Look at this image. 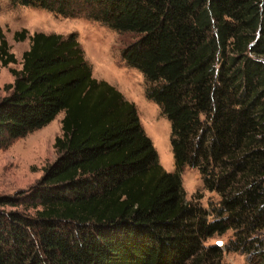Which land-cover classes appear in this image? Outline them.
I'll list each match as a JSON object with an SVG mask.
<instances>
[{
    "label": "trees",
    "instance_id": "16d2710c",
    "mask_svg": "<svg viewBox=\"0 0 264 264\" xmlns=\"http://www.w3.org/2000/svg\"><path fill=\"white\" fill-rule=\"evenodd\" d=\"M10 1L133 35L122 58L170 123L175 170L75 33L14 31L29 47L0 99V148L63 117L55 160L0 195V264H221L209 240L227 232L224 250L264 264V0ZM15 62L0 28V66ZM186 166L217 200L185 198Z\"/></svg>",
    "mask_w": 264,
    "mask_h": 264
},
{
    "label": "rangeland",
    "instance_id": "374dc122",
    "mask_svg": "<svg viewBox=\"0 0 264 264\" xmlns=\"http://www.w3.org/2000/svg\"><path fill=\"white\" fill-rule=\"evenodd\" d=\"M0 28L16 57L15 63L0 66V99L7 94L4 86L13 82L11 68H21L22 53L29 47V39L15 41L14 31L25 28L27 35L42 31L68 36L75 33L91 66L92 76L112 84L125 99L134 103L140 123L151 139L161 166L169 172L175 170L170 146V123L161 108L145 94V80L136 68L128 66L122 58L123 47L133 40L131 33H120L100 22L84 17H64L37 6H24L10 0H0ZM63 111L43 127L13 140L0 148V195L27 190L42 176L45 166L51 164L57 154L55 137L61 134ZM185 198H197L202 206L217 200V194L203 188L199 171L186 166L181 172ZM231 237L227 232L210 242L223 248L221 264H253L240 251L224 250ZM209 242V243H210ZM223 244V245H222Z\"/></svg>",
    "mask_w": 264,
    "mask_h": 264
}]
</instances>
